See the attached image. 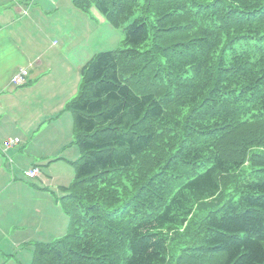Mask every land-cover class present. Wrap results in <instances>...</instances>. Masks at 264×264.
Listing matches in <instances>:
<instances>
[{"label": "trees", "instance_id": "obj_1", "mask_svg": "<svg viewBox=\"0 0 264 264\" xmlns=\"http://www.w3.org/2000/svg\"><path fill=\"white\" fill-rule=\"evenodd\" d=\"M125 32L67 103L66 234L31 264H264V0H72Z\"/></svg>", "mask_w": 264, "mask_h": 264}, {"label": "rangeland", "instance_id": "obj_2", "mask_svg": "<svg viewBox=\"0 0 264 264\" xmlns=\"http://www.w3.org/2000/svg\"><path fill=\"white\" fill-rule=\"evenodd\" d=\"M36 2L41 6L43 13L49 15L47 23L56 28H48L39 17L40 28L44 29L42 33L47 34L44 43L46 47L44 53H47V56L43 53L39 55L34 70L51 72L48 77L47 73L45 75L42 73L39 78H33L30 85L36 86L35 89L21 92L30 85L11 86L0 92V97L6 100L18 91L17 99L28 98L35 104L31 109L24 107L18 112V116L23 119L15 118L19 120L20 126L22 125L20 133L14 128L17 127L16 124L5 125L7 119L6 117L3 119L2 127L0 126L2 128L0 148L8 157L7 165L13 166L15 162L12 163L14 161L12 154L7 152L9 149L5 151V143L10 139L8 135H18L21 144L17 146H23L27 138L31 139L33 136L37 138L31 150L38 154L39 160L36 165L41 170L40 175L31 179L25 174L30 167L16 166L21 172L19 177L22 181L34 189L33 193L24 188L21 192L23 204H28L32 210L30 217L27 213L28 217H25L24 221L31 219L32 225L31 228L21 231L20 239H24L28 232L31 239L50 243L63 237L69 228L70 219L64 213L59 199L65 194L63 186H71L74 182L76 174L74 162H77L81 156L79 147L75 144L74 116L67 110V103L78 97L82 79L80 71L96 54L125 49L126 45L124 30L110 24L95 8L90 14L81 11H76L78 15L71 13V19L65 22L61 30L57 28L60 27L56 21L57 12H62L61 16L66 18L67 13L75 10L73 1L36 0ZM59 6L60 10L54 11L59 9ZM15 61L19 62L18 59ZM24 62L18 66L25 65ZM63 79L67 91L59 83V80ZM71 93L73 98L65 103L66 97ZM10 119L12 121V118ZM2 155L0 153V156ZM32 249L33 247L29 246L18 250L16 258L8 256L13 252L6 253L4 264H31Z\"/></svg>", "mask_w": 264, "mask_h": 264}, {"label": "crops", "instance_id": "obj_3", "mask_svg": "<svg viewBox=\"0 0 264 264\" xmlns=\"http://www.w3.org/2000/svg\"><path fill=\"white\" fill-rule=\"evenodd\" d=\"M73 7L75 9L74 12L70 11L67 13L66 18L61 16L62 12H57L56 21L60 24V27H57L58 29H63L65 22L71 19V13L78 15L76 11L79 10L74 5ZM59 10L60 6L59 9L57 8L54 11ZM39 17L42 18L48 28H56L47 23L49 15L43 13L41 6L37 4L36 0H0V92L15 86L12 83V78L22 68H26L29 71L28 84L25 86L30 85L32 80L39 78L42 73H44L43 75L47 73V77L50 76V70L48 72H46L47 70H34L39 55L43 53L47 56V53H44L46 49L44 43L47 34L42 33L44 29L40 28L41 18ZM17 59L19 60L18 63L15 61ZM22 62L25 65L18 66ZM59 83L66 91L68 90L64 79L59 80ZM35 88L36 86L30 85L29 88L20 91L24 92ZM17 93L18 91L6 100L2 96L0 97V126L2 127V121L6 117L7 120L4 124H11L12 126L16 124L17 127L14 128L20 133L22 125L20 126L19 120L15 119H22L18 116V112L22 111L24 107L31 109L35 104L34 101L28 98L17 99ZM72 98L73 95L71 93L70 96L66 97L65 103ZM10 118H12V121ZM25 127L28 128L26 125ZM8 138H18V135H8ZM36 139L34 136L31 139L27 138L23 146L16 145L7 151L12 154V160H14L12 163L15 162L13 166L7 165L8 157L0 148V153L4 155H2L3 157L0 156V264L5 263L6 253L13 252L8 256L16 258L18 250L37 242L29 238L28 232L24 239H20L22 236L21 231L31 228L32 225L31 219L24 221L25 217H28V215L30 217L32 210L28 204H23L21 192L24 188L33 193L34 189L22 181L19 177L21 172L16 167L17 165H24L30 167V169L37 167L38 154L37 152L33 153L31 150ZM24 148L25 150H23Z\"/></svg>", "mask_w": 264, "mask_h": 264}, {"label": "built area", "instance_id": "obj_4", "mask_svg": "<svg viewBox=\"0 0 264 264\" xmlns=\"http://www.w3.org/2000/svg\"><path fill=\"white\" fill-rule=\"evenodd\" d=\"M28 77H29V72L27 69H20L12 78V83L13 85L17 86V87H21L24 86L28 83ZM21 142L20 139L16 138V139H9L8 141H6L5 146L6 149H10L16 145H18ZM40 169L38 167H35L27 172H25L26 176H28L31 179H35L37 176L40 175Z\"/></svg>", "mask_w": 264, "mask_h": 264}]
</instances>
